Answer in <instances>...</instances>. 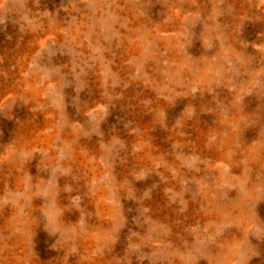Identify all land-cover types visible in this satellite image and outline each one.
Returning <instances> with one entry per match:
<instances>
[{
  "label": "rangeland",
  "instance_id": "obj_1",
  "mask_svg": "<svg viewBox=\"0 0 264 264\" xmlns=\"http://www.w3.org/2000/svg\"><path fill=\"white\" fill-rule=\"evenodd\" d=\"M0 264H264V0H0Z\"/></svg>",
  "mask_w": 264,
  "mask_h": 264
}]
</instances>
